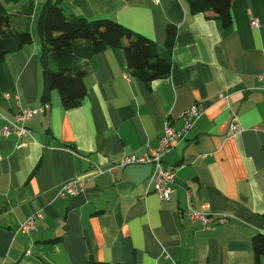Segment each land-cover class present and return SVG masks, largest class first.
I'll return each mask as SVG.
<instances>
[{
    "label": "crops",
    "instance_id": "0c3cea01",
    "mask_svg": "<svg viewBox=\"0 0 264 264\" xmlns=\"http://www.w3.org/2000/svg\"><path fill=\"white\" fill-rule=\"evenodd\" d=\"M43 1L0 0L7 30L32 36L0 63V264H264L251 243L264 233V0H232L226 27L192 13L186 0H61L65 14L113 19L161 49L166 26H175L170 73L146 84L122 48H105L87 60L78 106L64 109L52 90L26 136L3 137L19 108L43 103L36 29ZM194 103L200 117L162 157L175 174L168 200L152 190V164L108 172L123 155L156 147L166 121L180 129ZM231 122L240 129L227 136ZM78 177L82 191L60 197L63 183ZM187 193L192 208L207 204L226 221L209 230L191 221ZM36 211V231H18Z\"/></svg>",
    "mask_w": 264,
    "mask_h": 264
},
{
    "label": "trees",
    "instance_id": "16d2710c",
    "mask_svg": "<svg viewBox=\"0 0 264 264\" xmlns=\"http://www.w3.org/2000/svg\"><path fill=\"white\" fill-rule=\"evenodd\" d=\"M192 13H204L207 18L217 20L221 26L231 23L232 0H186ZM10 16L0 2V63L24 45L32 42L31 33L9 32ZM36 29L41 54L43 102L50 99V92L59 93L64 109L78 106L87 93L84 83L87 60L93 54L108 47L122 48L127 67L132 74L146 84L167 77L171 68V48L176 28L168 24L165 28L164 49L151 39L131 31L110 18L87 20L65 14L61 0H44L40 5ZM54 68H53V67ZM252 248L258 262L264 256V233L257 232L251 238ZM88 264H118L89 261Z\"/></svg>",
    "mask_w": 264,
    "mask_h": 264
},
{
    "label": "built area",
    "instance_id": "2783aa9c",
    "mask_svg": "<svg viewBox=\"0 0 264 264\" xmlns=\"http://www.w3.org/2000/svg\"><path fill=\"white\" fill-rule=\"evenodd\" d=\"M156 1V0H155ZM252 26H258L259 22L256 19L250 21ZM261 82V90L264 91V74L259 76ZM6 99L13 97L19 102V95L10 93H4ZM49 109V104L43 102L39 108H19L12 118L7 119L6 123L1 128V135L3 137L15 136L22 138L29 132L28 122L33 119L38 113L45 112ZM202 113V107L199 104H192L188 106L182 113L183 125L180 129H175L169 121H166L163 125L162 132L158 138V144L156 147H148L146 151L137 154H126L117 159L109 167L108 172L113 175L118 167H124L132 164H152L154 170L150 179V185L152 190L156 193L160 200H168L174 193L175 189V174L173 170L166 169L162 165L163 155L169 151L172 146L182 139L187 137V134L194 122L200 117ZM237 123L231 122L226 132L227 136H232L239 131ZM84 187V179L81 177L74 178L66 181L59 189V196H76ZM187 207L186 215L193 221L198 222L203 229H212L216 224H223L226 221L225 216L214 218L207 209V204L202 205L201 210H196L190 205V194L187 193ZM42 217L41 211H36L23 222L19 224L18 231L24 234L36 231L35 221Z\"/></svg>",
    "mask_w": 264,
    "mask_h": 264
},
{
    "label": "rangeland",
    "instance_id": "374dc122",
    "mask_svg": "<svg viewBox=\"0 0 264 264\" xmlns=\"http://www.w3.org/2000/svg\"><path fill=\"white\" fill-rule=\"evenodd\" d=\"M53 67V66H52ZM54 68V67H53Z\"/></svg>",
    "mask_w": 264,
    "mask_h": 264
}]
</instances>
